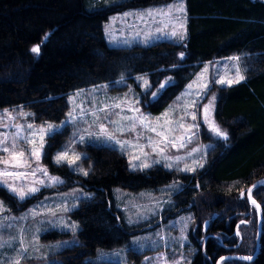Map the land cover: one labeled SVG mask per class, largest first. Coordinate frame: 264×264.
<instances>
[{
    "label": "trees",
    "instance_id": "16d2710c",
    "mask_svg": "<svg viewBox=\"0 0 264 264\" xmlns=\"http://www.w3.org/2000/svg\"><path fill=\"white\" fill-rule=\"evenodd\" d=\"M168 1L172 0H125L87 8V0H0V109H29L36 123L61 121L69 93L120 76L134 84L137 75L147 76L151 87L141 102L151 114H158L204 62L231 54L250 60L244 80L219 89L215 115L228 135L214 140L207 161L193 173L179 174L161 165L131 169L116 148L87 145L81 164L88 174L83 175L66 163H53L50 156L53 145L69 139V127L49 137L50 150L43 161L51 173L66 178L60 188L79 184L93 195L69 212L80 224L78 243L54 253L48 264H121L88 259L97 248L120 246L138 232L124 224L114 207L112 188L138 191L176 180L182 184L174 194L177 210L193 213L190 264H216L222 256L255 253L258 211L247 191L264 179V0H184L183 40L107 44L102 27L109 15ZM36 45L38 54L31 52ZM241 192H246L243 197ZM252 198L262 214L259 250L252 260L226 258L223 264H264V185L253 189ZM0 200L17 203L2 186ZM143 254L128 249L129 258Z\"/></svg>",
    "mask_w": 264,
    "mask_h": 264
},
{
    "label": "rangeland",
    "instance_id": "374dc122",
    "mask_svg": "<svg viewBox=\"0 0 264 264\" xmlns=\"http://www.w3.org/2000/svg\"><path fill=\"white\" fill-rule=\"evenodd\" d=\"M123 1L125 0H87V8L104 7ZM181 5L183 11H176L175 9ZM169 9H172L170 15H160L161 10L168 12ZM149 12H152L153 16H148ZM186 18L184 0L129 8L109 15L103 23V36L111 47L149 45L162 40L181 41L186 37ZM172 31L178 34L172 36ZM233 57L239 59L233 60ZM249 61L244 54H231L204 62L193 78L158 114H151L141 102L142 95L151 87L145 75H137L135 84L127 81L125 76H120L113 82H102L72 91L67 96L65 115L59 122L36 123L32 120L33 113L29 109L1 108L0 140L7 136V144L11 146L19 126L22 137L17 143L19 149L25 150L26 154L32 149V145L24 141V137L32 138L28 124H32L34 129L52 124L58 126L57 132L64 127H69V139L58 147L53 145L50 150L51 141L46 136L39 161L29 156L32 169L37 167L46 169L49 177L58 178V183L50 184L48 177L37 172L35 177L29 178V180L44 181V184L36 185L39 188L37 192L27 195L23 200L10 192L17 200L14 205L5 204L0 200L2 205L0 207V264H48L54 261V253L79 241L80 224L69 215V212L75 209L82 199L90 198L93 192L79 184L66 189L60 188L67 180L62 175L49 171L48 164L43 161L49 150L53 163H56L55 157L65 151L69 153V159L79 156L80 159L72 166L63 162L70 170L79 174H83L81 169L87 172L81 164V159L86 156L87 145H107L116 148L126 156L131 169L145 170L161 165L179 174L193 173L200 168L197 167V163L203 166L207 161V152L214 144V140L223 138L210 130L209 123L204 119V107L211 105L210 120L228 135L225 127L216 119L215 107L219 89L229 84H221L218 81L221 78L234 79L237 69L244 80L249 69ZM144 80H147V86ZM205 83L207 88L201 91L200 85ZM189 85L193 87L189 89ZM155 96L152 94L151 98ZM192 101H196L194 106L191 104ZM115 104H120L121 107H113ZM81 108L85 111L81 112ZM99 109H106V111L101 112ZM6 111L12 117L11 119L5 115ZM69 112H73L76 119L73 120ZM193 114L196 116L195 120L192 119ZM140 118H145L143 124ZM181 123L185 126L196 125L197 127L186 133L185 128L179 127ZM101 125L114 133V140L109 141L106 137L98 135ZM152 128H155L156 132L151 131ZM166 128L175 129L165 133L171 141L167 143L162 142V137L157 135V132H162ZM181 136L184 137L183 146H181ZM115 140L128 141L129 145L122 150ZM150 143L153 145L159 143V148L154 150L152 146H149ZM36 146H39L38 139ZM6 155L0 152V158ZM177 160L179 162H176ZM144 163L149 164V167L143 168ZM4 167L5 165L0 163V170ZM186 167L195 170L185 171ZM19 171H31V169L25 168ZM29 180L22 179L16 183L18 186H24L29 183ZM181 185L180 181L176 180L157 188L138 191L119 186L113 187L111 194L114 207L121 213L126 227L131 230L137 229L138 232L130 235L128 240L120 246L97 248L95 254L88 259L92 262L111 261L121 264H190L194 253L189 243L193 213L191 210L181 212L177 210L174 194ZM4 188L7 190L6 187ZM41 191L45 192L39 198L27 204H21ZM54 231H57L58 235L53 236ZM21 248L24 251H21ZM128 249L144 254L138 259L129 258Z\"/></svg>",
    "mask_w": 264,
    "mask_h": 264
},
{
    "label": "snow or ice",
    "instance_id": "6c2138e0",
    "mask_svg": "<svg viewBox=\"0 0 264 264\" xmlns=\"http://www.w3.org/2000/svg\"><path fill=\"white\" fill-rule=\"evenodd\" d=\"M176 11L182 12L183 11V6L181 5L180 7L175 9ZM172 9H169L168 12H164L163 10H161L160 15H170ZM148 16H153L152 12L147 13ZM178 33L176 31H172L171 35L172 36H176ZM181 38H183L182 34ZM45 39H47V36H45ZM32 53H39L40 52V45H36L34 47H32L31 49ZM183 55V54H181ZM233 60H238V57H233ZM202 78V77H201ZM244 77L243 75L240 74L239 69H237L236 72V76L234 79H228L225 80L224 78H221L218 82L223 84V83H228L229 85H231L232 83H238L240 80H242ZM143 79V78H141ZM200 79V78H198ZM195 83V82H194ZM144 84L145 86L148 85L147 80H144ZM165 85H161V87H164ZM193 87V85H189V89H191ZM207 88V84H201L200 85V90L203 91L204 89ZM153 95H156L155 93ZM74 102V101H73ZM196 103V101H192L191 104L194 106ZM210 104L206 105L204 107V119L206 122L209 123V127L210 130L217 136H221L223 138H227V134L224 133L223 131H221L211 120L209 117V112H210ZM113 107L116 108H120L121 105L120 104H115L113 105ZM129 110H135V109H129ZM75 111V109L73 110ZM85 110L83 108H81V112H84ZM99 111L103 112L106 111V109H99ZM5 115L8 116V119H11L12 117L7 113V111L5 112ZM93 115H95V113H93ZM167 115V114H166ZM69 116L74 120L76 119V117L73 115V112H69ZM128 119H135V118H128ZM145 118H140L141 123L143 124V120ZM192 119L195 120L196 116L193 114L192 115ZM28 129L31 130L30 135L32 138H28V137H24V141L29 144L32 145V149L31 152L26 154L25 150H20L18 147V143L17 141H19L22 137V132L19 126H17V132L15 133V135L13 136V143L11 144V146H9L7 144V140L8 137L5 136L2 140H0V152L6 153L7 155L3 158H0V163H3L5 165L3 170H0V185H3L4 187L7 188V190L13 194H15L16 197H18L20 200L25 199V197L27 195H30L32 193H35L39 190V188L36 185H42L44 184L43 180H39V179H31L29 180L30 177H35L37 172H41L44 174V176L48 177L49 183H58L59 180L57 177H49L47 170L41 167H37L35 169L31 168V164L29 162V156L34 157L35 160L38 162L41 155H42V151L44 148V143H45V137H50L52 135H54L57 131H58V126H54L52 124H47L46 126H42L39 129H34L32 124H28ZM179 127L181 128H185V132H191L193 128L197 127L196 125H188L185 126L183 123H181L179 125ZM175 129L173 128H166L164 129L162 132H157V135L162 137V142H171L168 139V136L165 134L167 132H171L174 131ZM151 131L156 132L155 128H152ZM99 136H104L107 138V140L112 141L115 139L114 133L113 132H109L103 125L100 126L99 129ZM37 139L39 141V146L37 147ZM183 139L184 137L181 136L180 140H181V146H183ZM190 139V137H189ZM116 143L120 144L121 149L123 150L125 148L126 145H129L128 141H119V140H115ZM149 146H152L154 148V150H156V148H159V143H156L155 145L151 144ZM175 143L173 142V147H175ZM142 151V149H141ZM135 159H139V157H134ZM80 159L79 156H75L72 159H69V153L67 151L58 154L55 157V162L57 164H61L63 162H67L69 164V166H72L73 164L76 163V161H78ZM176 162H179V160H177ZM143 168H147L149 167V164L144 163L142 165ZM197 167H202V164L197 163ZM31 169V171H19V169ZM12 169H16L15 171H13ZM185 171H194V168H188L186 167L184 169ZM81 171L83 172L84 175H87L88 173L86 171H84L83 169H81ZM29 180L28 184H25L24 186H18L17 185V181L20 180ZM255 187V186H254ZM252 192L253 189L249 188L248 189V199L252 202L253 205H256L257 208H259V205H257L256 201L252 198ZM244 196V193L241 192V197ZM0 207H2V205H0ZM73 230H75V225H73ZM21 251H24L23 248H21ZM243 259H248L247 257L243 258ZM219 264H223V261L221 260L219 262Z\"/></svg>",
    "mask_w": 264,
    "mask_h": 264
},
{
    "label": "water",
    "instance_id": "95a60500",
    "mask_svg": "<svg viewBox=\"0 0 264 264\" xmlns=\"http://www.w3.org/2000/svg\"><path fill=\"white\" fill-rule=\"evenodd\" d=\"M264 184V179H261V180H258L256 181L255 183H253L249 188H252L254 189L256 186L258 185H262ZM255 186V187H254ZM247 196H248V191H247ZM251 202V201H250ZM257 203V202H256ZM258 205V204H257ZM256 206V205H255ZM257 208V207H256ZM257 211H258V227H257V237H256V249H255V253L252 255V256H246L248 259H245V260H252L254 259L255 255L257 254L258 250H259V239H260V235H261V219H262V214H261V208L259 206V208H257ZM241 238H239V242H240ZM226 258H245V257H242V256H239V255H227V256H222L220 257L216 264H219V262L222 260H225Z\"/></svg>",
    "mask_w": 264,
    "mask_h": 264
},
{
    "label": "flooded vegetation",
    "instance_id": "af4514ba",
    "mask_svg": "<svg viewBox=\"0 0 264 264\" xmlns=\"http://www.w3.org/2000/svg\"><path fill=\"white\" fill-rule=\"evenodd\" d=\"M263 185V184H262Z\"/></svg>",
    "mask_w": 264,
    "mask_h": 264
}]
</instances>
